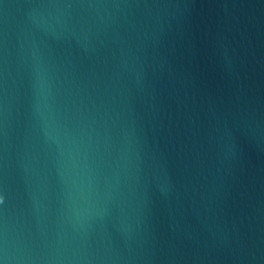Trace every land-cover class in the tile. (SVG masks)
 <instances>
[{
    "label": "water",
    "instance_id": "obj_1",
    "mask_svg": "<svg viewBox=\"0 0 264 264\" xmlns=\"http://www.w3.org/2000/svg\"><path fill=\"white\" fill-rule=\"evenodd\" d=\"M0 264H264V0H0Z\"/></svg>",
    "mask_w": 264,
    "mask_h": 264
}]
</instances>
